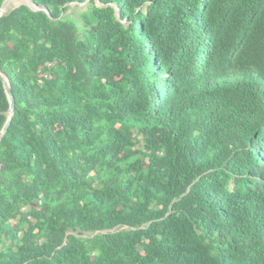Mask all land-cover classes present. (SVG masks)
Here are the masks:
<instances>
[{"label": "trees", "instance_id": "trees-1", "mask_svg": "<svg viewBox=\"0 0 264 264\" xmlns=\"http://www.w3.org/2000/svg\"><path fill=\"white\" fill-rule=\"evenodd\" d=\"M31 1L0 17V264H264V0Z\"/></svg>", "mask_w": 264, "mask_h": 264}, {"label": "water", "instance_id": "water-1", "mask_svg": "<svg viewBox=\"0 0 264 264\" xmlns=\"http://www.w3.org/2000/svg\"><path fill=\"white\" fill-rule=\"evenodd\" d=\"M6 1L7 0H5L0 6V17L5 15V14H7L9 12V11L5 12V11L2 10ZM22 4L28 5L32 9L36 8V6L34 5V3L31 0H30V2H24ZM0 78L3 80V85H4V88H5V92L7 94V97L9 99V101H10V107L7 110V113H8L7 120H6L3 128L0 131V140H1V137L4 134V132L6 131L7 127L9 126V124H10V122L12 120L13 114H14V96H13L12 89H11V86H10L9 81L7 80V78L4 75H2L1 73H0ZM0 166H1V163H0Z\"/></svg>", "mask_w": 264, "mask_h": 264}, {"label": "rangeland", "instance_id": "rangeland-1", "mask_svg": "<svg viewBox=\"0 0 264 264\" xmlns=\"http://www.w3.org/2000/svg\"><path fill=\"white\" fill-rule=\"evenodd\" d=\"M24 2H20L18 4H15L13 6H11V9H13L14 7L22 4ZM89 6V0H86L84 2H74L68 5L69 9L67 11V13H70L73 17H78V14L81 13L82 11L86 10ZM126 24H129V21L127 19L123 20Z\"/></svg>", "mask_w": 264, "mask_h": 264}, {"label": "bare ground", "instance_id": "bare-ground-1", "mask_svg": "<svg viewBox=\"0 0 264 264\" xmlns=\"http://www.w3.org/2000/svg\"><path fill=\"white\" fill-rule=\"evenodd\" d=\"M19 1H24V2H30V0L29 1H25V0H10V3H9V5H8V7L7 8H5L3 11H9V9L11 8V6H13V5H15V4H18V2Z\"/></svg>", "mask_w": 264, "mask_h": 264}]
</instances>
